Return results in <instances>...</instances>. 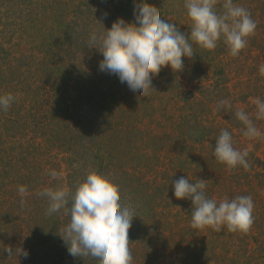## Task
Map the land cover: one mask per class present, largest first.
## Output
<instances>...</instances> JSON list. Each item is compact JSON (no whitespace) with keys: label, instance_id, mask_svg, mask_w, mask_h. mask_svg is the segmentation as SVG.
<instances>
[{"label":"rangeland","instance_id":"1","mask_svg":"<svg viewBox=\"0 0 264 264\" xmlns=\"http://www.w3.org/2000/svg\"><path fill=\"white\" fill-rule=\"evenodd\" d=\"M139 2L0 0V95L16 97L6 112L0 109V264H99L69 254L59 234L70 215L64 209L47 215L49 202L37 195L62 185L74 192L92 171L119 186L122 205L135 207L132 264H264V138H246L234 115L243 109L264 133L254 104L264 100V0H234L257 23L239 57L223 40L213 51L194 44L193 58H182L183 72L164 67L152 80L156 93L146 97L101 71L102 53L88 47L92 30L110 29L117 18L135 22ZM145 2L190 34L184 0ZM222 99L232 108L217 116ZM222 129L237 150L249 148L250 169L230 172L217 162ZM51 170L63 176L53 180ZM181 177L209 181L206 195L218 202L250 195L251 231L191 228V200L173 195ZM20 185L27 196L19 195ZM6 245L26 250L27 258L8 257Z\"/></svg>","mask_w":264,"mask_h":264},{"label":"clouds","instance_id":"2","mask_svg":"<svg viewBox=\"0 0 264 264\" xmlns=\"http://www.w3.org/2000/svg\"><path fill=\"white\" fill-rule=\"evenodd\" d=\"M184 8L191 21L190 34L180 32L174 23L162 19L159 9L145 0L134 3L135 22L117 18L110 29L92 30L88 47L102 53L99 69L118 76L131 91H139L141 97H146L155 92L152 80L164 67H170L173 73L183 72L185 65L182 58H193L194 44L200 49L213 51L223 40L229 55L236 58L248 46L249 38L255 35L256 21L247 8L234 3V0H184ZM259 71L264 75V64L260 65ZM15 99L11 93L0 95V109L6 112ZM254 104L255 118L264 120V100L257 97ZM231 108L230 100H219L214 114L230 111ZM234 115L244 125L243 135L246 138H264V133L246 111L239 109ZM215 141L213 156L217 162L225 164L230 172L237 166L250 169L247 160L249 148L237 150L228 130L222 129ZM209 147L212 148L210 144ZM48 175L56 180L63 173L51 170ZM208 182L196 179V183H192L181 177L173 183V195L177 200H191V228H211L220 232L226 227L230 233L248 234L255 219L252 197L241 195L229 199L225 196L218 202L206 195ZM18 193L21 197L27 196V187L18 186ZM37 195L47 198V215L61 209L65 210V215H70L69 223L59 235L71 256L92 257L99 264H132L129 230L136 211L132 205L121 204L117 184L92 171L74 192L62 185L55 189L44 188ZM20 204L24 206L23 198ZM3 252L8 257L28 256V252L21 247L13 251L11 246L6 245Z\"/></svg>","mask_w":264,"mask_h":264}]
</instances>
